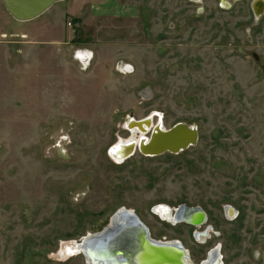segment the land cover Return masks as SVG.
Wrapping results in <instances>:
<instances>
[{
    "label": "rangeland",
    "instance_id": "rangeland-1",
    "mask_svg": "<svg viewBox=\"0 0 264 264\" xmlns=\"http://www.w3.org/2000/svg\"><path fill=\"white\" fill-rule=\"evenodd\" d=\"M119 1L131 8L121 17L70 25V43L91 51L85 70L83 48L65 55L59 42L55 55L40 48L39 78L0 79V264H86L56 255L119 208L194 264L213 247L222 264H264V0L259 18L254 0ZM16 24L0 9L3 47ZM153 112L165 129L195 126L196 145L116 164L108 150L130 136L128 117ZM181 205L206 222L172 225L154 210ZM205 230L206 242L193 237Z\"/></svg>",
    "mask_w": 264,
    "mask_h": 264
},
{
    "label": "water",
    "instance_id": "water-1",
    "mask_svg": "<svg viewBox=\"0 0 264 264\" xmlns=\"http://www.w3.org/2000/svg\"><path fill=\"white\" fill-rule=\"evenodd\" d=\"M2 1L13 19L24 22L37 18L52 5L63 0ZM144 132L147 133V131ZM198 139V130L193 125L179 122L167 130H161L157 122L151 130L148 142L145 144L141 141L137 151L145 157H156L165 153L178 154L196 145ZM134 150L135 147L124 158L127 159L133 155ZM108 155L110 156V149ZM192 213L201 214V218H205V214L199 208L185 205L176 209L175 217L177 221L195 225L187 220L193 215ZM202 221L203 219H196V224L199 222L201 225ZM198 234L200 233L194 232L196 239H198ZM202 234L206 236V232ZM79 245L90 254L87 259V253H83L86 264H186L187 260H190L187 251L179 241L154 240L138 216L133 211L130 213L124 208L116 210L101 231L82 237ZM212 251H215V260L218 264L219 248L215 247L210 250L207 258ZM205 261L207 262V259Z\"/></svg>",
    "mask_w": 264,
    "mask_h": 264
},
{
    "label": "crops",
    "instance_id": "crops-1",
    "mask_svg": "<svg viewBox=\"0 0 264 264\" xmlns=\"http://www.w3.org/2000/svg\"><path fill=\"white\" fill-rule=\"evenodd\" d=\"M1 1L2 5L3 1ZM0 9L3 18L17 23L14 27L15 34H13L15 35V44L4 47L0 45V79H3L4 85L20 87L26 80L39 78L38 55L45 47L47 52L51 51V55H55L54 46L60 42L67 46L64 49L65 55L67 50V54L70 56L77 48L88 49L70 43L73 33L68 23L78 25L85 21L121 17L123 13H127V9L131 8L121 4L119 0H63L52 5L37 18L24 22L13 19L4 7ZM26 60L31 64L28 70L24 68ZM34 64H37L36 72L33 71ZM65 64L64 59L62 66Z\"/></svg>",
    "mask_w": 264,
    "mask_h": 264
},
{
    "label": "bare ground",
    "instance_id": "bare-ground-1",
    "mask_svg": "<svg viewBox=\"0 0 264 264\" xmlns=\"http://www.w3.org/2000/svg\"><path fill=\"white\" fill-rule=\"evenodd\" d=\"M262 6H263V2H262V0H259V8H260L259 17H260L261 12H262ZM158 115H159L158 113L153 112L150 116H148V117L146 116L145 118L140 119V120H136L135 118H133V116L128 117L127 123H126V125L128 124V126H126V127L129 130L130 136L127 137L126 139H122V138L118 137L117 142H115L110 147V156H111L110 158L116 164L123 162L125 160L124 157H126L128 155V153H130L131 150L135 147V150L133 153V155H134L137 152V147L141 143V141L143 143L145 142V144L148 142L151 130L156 125V123L154 122V119H155L154 117H156ZM158 126H159V129H161V130H167V129H165L163 123L160 120L158 121ZM144 131H147V133H145ZM154 210H155L156 214L163 221H167V222L171 223L172 225L176 224L177 220L176 221L174 220V218L176 219V217L173 216L174 214L171 213L170 209L168 210L164 206H159V207L155 208ZM195 214H196V216H193ZM195 214H193L192 216H189L187 220L192 222V223H195L194 226H199L200 223L198 222V224H196V219L198 220V219H203V218H201V214L200 215H198V213H195ZM192 218H194V219H192ZM179 222L180 221H177V223H179ZM184 223H187V222H184ZM199 235L201 236V234H199ZM201 237L205 238L203 235ZM166 242H168V241H166ZM79 243H80V241H73L72 243L65 244L64 247L58 252L56 257H58V259H59V258L66 257L68 255L74 254V255H80L84 258V254H83L84 252L87 253L86 254L87 256L90 255V254H88L87 251L84 250V248L82 246L79 245ZM219 254H220V252H219ZM89 257L90 256H88L87 259ZM209 257L210 258L212 257L211 260L209 258L206 263H205V261H202L203 264H214L215 258L213 259V256H209ZM186 264H194V263L191 260H187Z\"/></svg>",
    "mask_w": 264,
    "mask_h": 264
},
{
    "label": "built area",
    "instance_id": "built-area-1",
    "mask_svg": "<svg viewBox=\"0 0 264 264\" xmlns=\"http://www.w3.org/2000/svg\"><path fill=\"white\" fill-rule=\"evenodd\" d=\"M68 25L70 26L71 24L68 23ZM74 59L78 63L79 67L81 69L85 70L90 65L91 53H90V51L85 50V49H78L75 51ZM132 69H133V67L130 64H126V63L125 64H123V63L116 64V70L122 74L129 73L132 71ZM58 145H60V143Z\"/></svg>",
    "mask_w": 264,
    "mask_h": 264
},
{
    "label": "flooded vegetation",
    "instance_id": "flooded-vegetation-1",
    "mask_svg": "<svg viewBox=\"0 0 264 264\" xmlns=\"http://www.w3.org/2000/svg\"><path fill=\"white\" fill-rule=\"evenodd\" d=\"M262 7H263V6H262ZM253 8L255 9V17H256V18H259V0H254V2H253ZM164 207H166L168 210L170 209V208H168L167 206H164ZM179 207H180V206H179ZM227 208H228V207H227ZM170 211H171V213L174 214L173 216H175V211H176V209H174V210H173V209H170ZM227 212H229V215H231V212H232V211L229 210V211H227ZM173 218H174V217H173ZM174 220L176 221L175 218H174ZM206 220H207V218H206V216H205V218H203L202 224H203L204 222H206ZM162 221H163V220H162ZM168 223H169V222H168ZM179 223H184V222L181 221V222H179ZM179 223H177V221H176V224H179ZM185 224L191 226V224H189V223H185ZM192 226H193V227H199L200 225H199V226H194V225H192ZM194 232H195V231H194ZM194 232H193V237H194ZM203 232H206V230L203 231ZM203 232H198V231H197V233H200L201 235H203V234H202ZM198 235H199V234H198ZM199 236H200V235H199ZM199 236H198V237H199ZM204 237H205V236H204ZM194 238H195V237H194ZM195 239H196V238H195ZM205 240H206V238H205L203 241H205ZM205 242H206V241H205ZM180 243H181V242H180ZM182 246H183V245H182ZM218 248L220 249V247H218ZM211 249H214V247L211 248ZM211 249H210V250H211ZM210 250H209V251H210ZM209 251H208V252H209ZM219 251H220V250H219ZM214 252H215V251H212V253L209 255V256H213V259L216 257V256L214 255ZM207 254H208V253H207ZM207 254H206L205 258H204L202 261H205L206 259H207V261H208V259H209L210 257L208 256V258H207ZM211 258H212V257H211ZM211 258H210V260H211ZM220 258H221V256H220V254H219V259H220ZM202 261H201V262H202ZM221 261H222V260H221ZM221 261L219 260V261H218V264H222ZM201 262H199V264H200ZM205 263H206V261H205ZM214 264H217L215 259H214ZM223 264H224V263H223Z\"/></svg>",
    "mask_w": 264,
    "mask_h": 264
}]
</instances>
